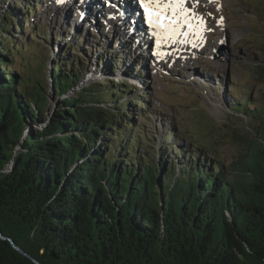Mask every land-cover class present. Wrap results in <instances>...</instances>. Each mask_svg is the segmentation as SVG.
Instances as JSON below:
<instances>
[{"label":"trees","instance_id":"1","mask_svg":"<svg viewBox=\"0 0 264 264\" xmlns=\"http://www.w3.org/2000/svg\"><path fill=\"white\" fill-rule=\"evenodd\" d=\"M21 4L26 17L36 5L0 0V231L41 264H264V35L252 59L258 104H229L242 115L221 128L240 149L224 162L169 143L170 129L158 147L149 129L134 132L130 108L143 94L118 104L132 84L114 82L109 53L94 62L104 79L58 101L36 128L46 88L55 99L67 94L93 53L69 58L66 46L51 58L49 88L44 60L17 71ZM0 264L34 263L0 239Z\"/></svg>","mask_w":264,"mask_h":264},{"label":"rangeland","instance_id":"2","mask_svg":"<svg viewBox=\"0 0 264 264\" xmlns=\"http://www.w3.org/2000/svg\"><path fill=\"white\" fill-rule=\"evenodd\" d=\"M16 1L19 3L21 0ZM33 1L36 6L28 17L25 16L22 4L21 8H14L19 14L21 13L18 16L15 14V18H19L22 23L26 20L22 31L15 34L20 35L16 40L18 39L17 43L21 44L23 49L17 52L16 56L13 55L11 60L17 71L23 72L24 66H28L30 70L29 63L44 60L42 79L43 84L49 88L51 58L58 56L66 46L72 47V50H69L71 56L69 58L75 59L76 55H79L84 59L86 51L93 53V60L86 77L67 94L55 99L50 89L46 88L44 117L53 112L58 101L71 97L73 91L81 89L83 85L96 86L99 79H104V77L98 78L99 70L94 62L102 52L109 53V57L113 54L115 58L117 56L114 82L123 83L128 78L127 73L130 68L139 76L138 79L129 78L133 82L132 88L127 89V94L118 100V104L127 99L131 103V99L139 93L143 94L139 99L143 105L137 102L133 108H130L133 109V114L129 116V120L135 125L132 126L134 132L149 129L152 132L148 133L154 135L158 147L166 131L170 129L176 136H172L169 143L174 142L184 147L190 145L202 147L214 159L222 158L224 162L231 161L239 151L240 147L232 139L230 131L226 132V129L221 127L228 124L225 122L227 119L242 115L240 112L229 110V104L234 102L233 100L238 102L248 100L251 109L258 104L257 94L261 85L252 70L254 65L252 59L254 55L259 57V45L263 42L264 0H220L218 5L205 3L204 0H194L193 3L211 19L205 21L212 26L207 28L210 32L208 46L193 59L182 61L181 65L179 63L181 60L177 58L175 66L162 65L157 70L150 66L153 67L155 60L163 64L160 59L148 58L145 52L142 53L147 57L142 59L139 54L132 55L129 52V45L116 46V42L119 43V37L122 36L115 32L111 33L110 27L105 29L104 25L102 27L95 21L89 23L87 15L79 21V15L76 16V13L67 9V6L61 8L59 5L55 6L52 1L45 6V0ZM66 2L64 1L63 4ZM3 7L4 11L6 4H3ZM204 12L203 19L206 16ZM85 21L89 23L85 28H96L85 32L84 26H73V22L76 25H83ZM111 24L112 27H116L114 22L109 26ZM34 29L37 33L31 34L30 38V32ZM113 37L115 40L112 39ZM220 50L225 51V58L216 56ZM84 64L86 60L80 64L86 68ZM138 65L142 66V69L137 70ZM103 83L105 87H111V83L104 81ZM44 91L43 89L42 94ZM39 125L35 127L38 128Z\"/></svg>","mask_w":264,"mask_h":264},{"label":"snow or ice","instance_id":"3","mask_svg":"<svg viewBox=\"0 0 264 264\" xmlns=\"http://www.w3.org/2000/svg\"><path fill=\"white\" fill-rule=\"evenodd\" d=\"M139 2L150 27L159 30L155 33L158 37L175 40L178 35L187 36L188 32H181L184 27L198 36L203 30V18L196 17L194 13L190 15L189 9L185 7L186 0H139ZM193 19L198 20V25L192 23Z\"/></svg>","mask_w":264,"mask_h":264},{"label":"bare ground","instance_id":"4","mask_svg":"<svg viewBox=\"0 0 264 264\" xmlns=\"http://www.w3.org/2000/svg\"><path fill=\"white\" fill-rule=\"evenodd\" d=\"M62 1V0H61ZM67 1V0H66ZM189 1H192V0H186V2H185V7L186 8H188L189 9V13H190V15L191 14H195V12L192 10V6L190 5V4H187ZM220 0H211V2H210V0H204V2L205 3H210V4H213V5H218V4H220V2H219ZM64 2V1H63ZM55 11H57V10H55ZM131 11H133L131 8H129L128 9V13H131ZM71 16H73V13L71 14ZM85 16V15H84ZM88 16V15H87ZM195 16L196 17H198L196 14H195ZM130 18V17H129ZM203 20H205V19H203ZM94 21H95V23L96 24H99L100 26H102L103 27V24L101 23V21L100 20H98V19H94ZM144 22V21H143ZM110 23H112V22H109V24ZM192 23L194 24V25H198V20L197 19H193L192 20ZM112 25L113 24H111V26H110V32L112 33V32H116L117 34H119L120 36H122L121 34H123L124 36H125V34L124 33H122L121 32V30L120 29H118L117 27H112ZM144 25H145V23H144ZM205 25H206V22L204 21V23H203V30L201 31V33L204 31V27H205ZM210 25V24H209ZM212 27V26H211ZM150 31L152 30V29H149ZM120 31V32H119ZM188 35H187V38H195V40H198V35H195L193 32H191V31H189L188 30ZM200 33V34H201ZM156 35L154 34V33H152V40L154 39V37H155ZM119 40L121 41V42H126V40H124V39H122L121 37H119ZM152 43H154V42H152ZM193 45H197L196 43H194ZM165 47H166V49H169V48H176L177 49V51L176 52H178V51H181L182 49H186V47L184 46V44H183V39L180 37V36H177L176 38H175V40H173L171 43H166V45H165ZM137 49H138V47H137ZM135 51H137L136 50V48H135ZM153 52H154V54L156 55V57L157 58H160V57H163L164 56V53H158V49L155 47L154 49H153ZM177 59V58H176ZM175 59V60H176Z\"/></svg>","mask_w":264,"mask_h":264},{"label":"water","instance_id":"5","mask_svg":"<svg viewBox=\"0 0 264 264\" xmlns=\"http://www.w3.org/2000/svg\"><path fill=\"white\" fill-rule=\"evenodd\" d=\"M216 56L218 58H225V51L224 50H220L216 53ZM46 114V111H44V115ZM51 115L52 114H47V116H45V120L44 123L40 124L38 128L42 129L44 126L48 125L51 122ZM10 168V164L8 165V167L6 168L9 169ZM0 239L2 240H6L10 243L11 247L16 250L17 252H19L20 254L24 255L25 257H27L28 259H30L34 264H41L36 258H34L31 254H29L28 252H26L24 249H22L21 247H19L13 240L12 238H10L9 236L4 235L1 231H0Z\"/></svg>","mask_w":264,"mask_h":264}]
</instances>
